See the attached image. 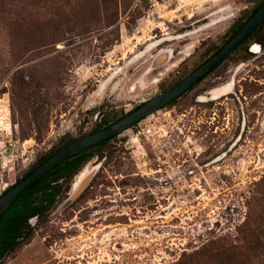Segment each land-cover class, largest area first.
<instances>
[{
	"label": "rangeland",
	"instance_id": "374dc122",
	"mask_svg": "<svg viewBox=\"0 0 264 264\" xmlns=\"http://www.w3.org/2000/svg\"><path fill=\"white\" fill-rule=\"evenodd\" d=\"M261 1L0 0V196L62 140L159 93ZM188 42L196 50L171 67ZM256 44L112 140L85 166L102 164L84 196L33 220V235L3 264H255L223 251L240 244L248 221L264 231ZM164 48L174 57L146 74ZM229 82L234 93L214 95ZM215 242L224 248L200 257Z\"/></svg>",
	"mask_w": 264,
	"mask_h": 264
},
{
	"label": "trees",
	"instance_id": "16d2710c",
	"mask_svg": "<svg viewBox=\"0 0 264 264\" xmlns=\"http://www.w3.org/2000/svg\"><path fill=\"white\" fill-rule=\"evenodd\" d=\"M102 1L105 7L109 5V3H113L114 8L118 6V3H114V0ZM262 4H264V0L259 2L250 14L237 22V25L233 28L234 34L237 33V31L244 25L245 21H247ZM250 38L257 40L264 46V22ZM244 44L241 47H243ZM118 119L120 118H113L111 115H106L96 123L93 131L106 127ZM115 138L104 140L83 150L77 156L67 159L46 175L41 181L37 182L22 193L12 203L9 209L0 217V264H3L8 256L30 239L35 230V226L32 224L33 220H36L37 223L41 222L58 204L63 202L68 203L67 200L70 196L69 193L72 191L78 174L95 157L99 156L100 158H103L102 152L104 147ZM75 139L77 138H66L62 140L58 148ZM58 148L39 159L27 172L36 167ZM83 196L84 194L79 199ZM262 224L264 225V223ZM255 225V222L251 223L248 221L243 227L245 230L240 231V244H236L228 253L226 250L223 251V254L230 253L238 258L245 257L248 262L254 261L256 264L258 261V264H264V231H257L259 228ZM220 246V243L215 242V245L210 246L204 252H200L199 255L200 257L209 258L214 253V255H216L218 251L224 248L221 247L220 250H218ZM219 258L221 260L231 259V256L229 255L227 258L219 256Z\"/></svg>",
	"mask_w": 264,
	"mask_h": 264
},
{
	"label": "water",
	"instance_id": "95a60500",
	"mask_svg": "<svg viewBox=\"0 0 264 264\" xmlns=\"http://www.w3.org/2000/svg\"><path fill=\"white\" fill-rule=\"evenodd\" d=\"M264 22V4L247 20L244 25L229 40L212 55L207 61L189 73L183 80L160 95L146 101L142 106L125 117L99 130L83 135L52 152L46 159L31 169L20 179L10 185L0 196V217L9 209L12 203L27 189L41 181L61 163L77 156L83 150L92 147L104 140L120 136L132 129L144 118L152 115L169 101L187 91L199 79L218 68L231 54L242 45ZM101 163L89 168L85 175L81 171L73 185L68 202L79 199L86 191L91 181L101 168Z\"/></svg>",
	"mask_w": 264,
	"mask_h": 264
},
{
	"label": "flooded vegetation",
	"instance_id": "af4514ba",
	"mask_svg": "<svg viewBox=\"0 0 264 264\" xmlns=\"http://www.w3.org/2000/svg\"><path fill=\"white\" fill-rule=\"evenodd\" d=\"M237 25V23H235V25L233 26V28H235V26ZM233 30V29H232ZM234 31H232V33H231V35H230V37L227 39V40H225L223 43H221V44H219L218 46H216V47H208L205 51H204V53H203V55H202V57L196 62V63H194L187 71H185V72H183L182 74H180L179 76H177L174 80H171V81H169L165 86H164V88L163 89H160V91H159V93H157L156 95H154V96H152V97H150V98H148V99H146V100H144L142 103H140L139 105H137L135 108H133L132 110H130L129 112H127V113H125V114H123V115H121V117H120V119L121 118H123V117H125L126 115H128V114H130L132 111H134V110H136L137 108H139L140 106H142L146 101H148V100H150V99H152V98H154V97H156V96H158V95H160L161 93H163V92H165V91H167L168 89H170V88H172L174 85H176L177 83H179L181 80H183L189 73H191L192 71H194L196 68H198L200 65H202L205 61H207L212 55H214L218 50H220L221 49V47L222 46H224V44H226V42H228V40L233 36L232 34H234L233 33ZM189 35V34H188ZM251 37V36H250ZM248 38L243 44H244V46L243 47H241L242 45H240L239 47H241L240 49H243L248 43H249V41H251V40H254V42H256V43H259V44H256V45H259L260 47H259V49L261 48V46H263L260 42H258L257 40H255V39H251V38ZM158 40V39H157ZM159 40H163V42L162 43H160L158 46H160L161 44H163L164 42H166V41H168L169 39L168 38H162V39H159ZM157 46V47H158ZM194 46H196V45H194V43L193 42H188L187 44H185V46H184V48H183V50H181L180 51V53H182V54H184L185 56L184 57H182L181 58V60H179V61H177V62H175V63H173L172 65H171V67H174V66H179L183 61H185L186 59H187V57H189L190 55H192L193 54V52L191 51L193 48H194V51L196 50L195 49V47ZM238 47V48H239ZM264 47V46H263ZM237 48V49H238ZM237 49H235L233 52H232V54L234 53V52H236V51H238ZM239 49V50H240ZM253 49H254V47H253ZM253 49H251V53H256V51H254ZM261 50V49H260ZM174 50L172 49V48H164V49H161L160 50V52H159V54L155 57V59H154V67H152V68H150V69H148L147 71H146V74H148L151 70H154V69H156V66L158 65H162L163 63L164 64H168L170 61H171V59L174 57ZM258 53V52H257ZM231 54V55H232ZM230 55V56H231ZM229 56V57H230ZM229 57L226 59V60H228L229 59ZM225 60V61H226ZM224 61V62H225ZM223 62V63H224ZM222 63V64H223ZM221 64V65H222ZM220 65V66H221ZM219 66V67H220ZM170 67V68H171ZM218 67V68H219ZM169 67H168V70L170 69ZM218 68H216L215 70H217ZM215 70H213L212 72H210L209 74H207L206 76H204L203 78H201V79H199L195 84H193L187 91H185L183 94H181L180 96H178V97H176V98H174L173 100H171V101H169L167 104H165L162 108H160V109H158L156 112H158V111H160V110H162V109H164V108H167V107H169V106H171V105H173L175 102H177L178 100H180V99H182L183 97H185L189 92H191L197 85H199L203 80H205L210 74H212ZM161 75H163V72H161ZM160 78H155L154 80H153V83H157V82H160ZM228 84H232L233 85V87H232V90H230L229 92H227V94L228 95H230V94H232V93H234V89H235V84H233V83H231V82H229V83H226V84H223V85H221V86H219V87H222V86H227ZM229 86V85H228ZM219 87H216V88H219ZM216 88H214V89H216ZM214 89H211L209 92H208V95L210 96V94L212 95V91L214 90ZM225 95V94H222V95H220L219 96V98H222V97H226V96H228V95ZM218 98V99H219ZM199 100H201V99H199ZM215 99H206V100H203V101H214ZM156 112H154L153 114H155ZM152 114V115H153ZM149 117V116H148ZM147 118V117H146ZM146 118H144L142 121H144ZM119 120V119H118ZM141 121V122H142ZM139 124V123H138Z\"/></svg>",
	"mask_w": 264,
	"mask_h": 264
},
{
	"label": "bare ground",
	"instance_id": "6f19581e",
	"mask_svg": "<svg viewBox=\"0 0 264 264\" xmlns=\"http://www.w3.org/2000/svg\"><path fill=\"white\" fill-rule=\"evenodd\" d=\"M259 48V45H255V47H254V50H257ZM230 86H225L224 88H219V89H217L216 91H215V93H214V95L216 96H218V94H221V93H227L228 91H230L231 89L229 88ZM225 91V92H224ZM221 92V93H220ZM218 93V94H217ZM82 171H84L83 172V174L82 175H85V173H87V171H88V167H85ZM80 177H76V179H75V181L77 180V179H79Z\"/></svg>",
	"mask_w": 264,
	"mask_h": 264
}]
</instances>
